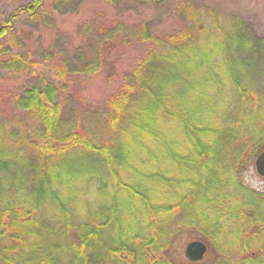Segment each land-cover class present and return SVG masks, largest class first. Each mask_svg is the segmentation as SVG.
Masks as SVG:
<instances>
[{"label": "trees", "instance_id": "trees-1", "mask_svg": "<svg viewBox=\"0 0 264 264\" xmlns=\"http://www.w3.org/2000/svg\"><path fill=\"white\" fill-rule=\"evenodd\" d=\"M221 7L181 5L190 22L166 36L86 25L58 68L3 50L45 0L0 19V67L34 80L18 123L0 118V264H264V192L244 180L264 151V29ZM118 36L139 58L69 112L68 85L102 74Z\"/></svg>", "mask_w": 264, "mask_h": 264}, {"label": "rangeland", "instance_id": "rangeland-1", "mask_svg": "<svg viewBox=\"0 0 264 264\" xmlns=\"http://www.w3.org/2000/svg\"><path fill=\"white\" fill-rule=\"evenodd\" d=\"M67 1L45 0L47 14H44L40 22L33 23L27 16H22L14 28V40L3 41L6 59L20 54L30 56L31 63L48 61L45 65L58 68L61 65V57L69 56L80 45L81 41L77 40V37L84 36L88 30L86 25L89 24L109 32L120 23L137 28L145 22L158 36L170 35L190 22L179 10L185 3H190L199 8L198 10L219 5L226 12L243 15L249 24H256L259 19L258 28L263 26L264 29V0H168L163 6L142 4L135 0ZM29 2L30 0H0V19L9 17L17 7L25 6ZM124 39V36H118L114 44L104 48L105 54L109 55L112 61L103 65L102 74L92 78L88 76L80 85L78 82L76 86L68 85V95L65 99L69 112H74L80 106L90 107L98 103L97 100L105 98L112 87L107 85L104 73L112 69L117 72L128 70L139 58V47L127 48L123 43ZM29 79L26 75L9 72L0 67V118L18 123L13 99L17 93L29 87V82L34 83L33 78ZM117 82L119 83V80H114V83ZM22 120L24 117L21 116ZM244 180L251 188L264 192V178L257 174L255 165L244 174ZM188 244L185 243L184 253Z\"/></svg>", "mask_w": 264, "mask_h": 264}, {"label": "water", "instance_id": "water-1", "mask_svg": "<svg viewBox=\"0 0 264 264\" xmlns=\"http://www.w3.org/2000/svg\"><path fill=\"white\" fill-rule=\"evenodd\" d=\"M255 169L259 176L264 178V151L255 161ZM208 253V246L202 241H194L187 245L185 254L192 262H201Z\"/></svg>", "mask_w": 264, "mask_h": 264}]
</instances>
